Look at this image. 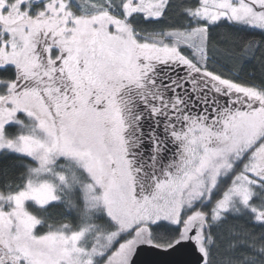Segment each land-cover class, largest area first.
<instances>
[{"label": "snow or ice", "instance_id": "obj_1", "mask_svg": "<svg viewBox=\"0 0 264 264\" xmlns=\"http://www.w3.org/2000/svg\"><path fill=\"white\" fill-rule=\"evenodd\" d=\"M264 264V0H0V264Z\"/></svg>", "mask_w": 264, "mask_h": 264}, {"label": "water", "instance_id": "obj_2", "mask_svg": "<svg viewBox=\"0 0 264 264\" xmlns=\"http://www.w3.org/2000/svg\"><path fill=\"white\" fill-rule=\"evenodd\" d=\"M177 258L175 254H165L162 251L150 250L140 253L138 264H171Z\"/></svg>", "mask_w": 264, "mask_h": 264}]
</instances>
